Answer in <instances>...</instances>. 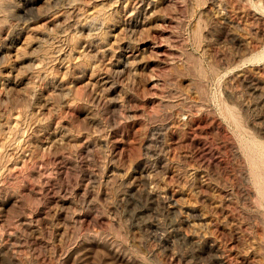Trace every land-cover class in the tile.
Masks as SVG:
<instances>
[{
    "label": "rangeland",
    "instance_id": "1",
    "mask_svg": "<svg viewBox=\"0 0 264 264\" xmlns=\"http://www.w3.org/2000/svg\"><path fill=\"white\" fill-rule=\"evenodd\" d=\"M0 264H264V0H0Z\"/></svg>",
    "mask_w": 264,
    "mask_h": 264
}]
</instances>
